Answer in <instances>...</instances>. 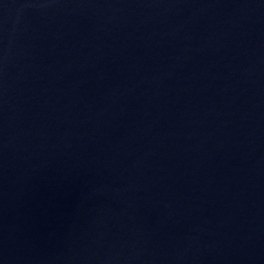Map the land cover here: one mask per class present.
Masks as SVG:
<instances>
[{"label": "water", "instance_id": "obj_1", "mask_svg": "<svg viewBox=\"0 0 264 264\" xmlns=\"http://www.w3.org/2000/svg\"><path fill=\"white\" fill-rule=\"evenodd\" d=\"M0 264H264V0H0Z\"/></svg>", "mask_w": 264, "mask_h": 264}]
</instances>
